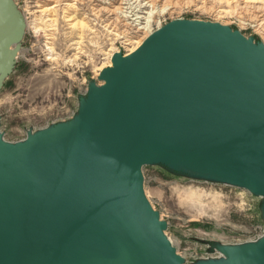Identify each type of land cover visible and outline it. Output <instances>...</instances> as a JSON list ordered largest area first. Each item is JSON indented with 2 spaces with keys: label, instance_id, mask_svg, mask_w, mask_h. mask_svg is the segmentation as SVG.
<instances>
[{
  "label": "water",
  "instance_id": "water-1",
  "mask_svg": "<svg viewBox=\"0 0 264 264\" xmlns=\"http://www.w3.org/2000/svg\"><path fill=\"white\" fill-rule=\"evenodd\" d=\"M22 31L0 0V85ZM112 60L72 118L14 142L0 121V264H264V44L177 18ZM153 162L250 192L259 233L180 252L145 189Z\"/></svg>",
  "mask_w": 264,
  "mask_h": 264
},
{
  "label": "rangeland",
  "instance_id": "rangeland-1",
  "mask_svg": "<svg viewBox=\"0 0 264 264\" xmlns=\"http://www.w3.org/2000/svg\"><path fill=\"white\" fill-rule=\"evenodd\" d=\"M11 1L23 31L0 85L1 137L10 142L31 125L72 118L87 92L103 84L114 54L130 53L171 20L218 22L264 44V0ZM159 163L144 168L145 189L180 252L200 251V239L254 238L251 229L263 219L250 192L173 174Z\"/></svg>",
  "mask_w": 264,
  "mask_h": 264
},
{
  "label": "built area",
  "instance_id": "built-area-1",
  "mask_svg": "<svg viewBox=\"0 0 264 264\" xmlns=\"http://www.w3.org/2000/svg\"><path fill=\"white\" fill-rule=\"evenodd\" d=\"M251 231H253L254 233H259V231H260V227L258 226V225H255L252 229H251ZM256 234H254V235H256Z\"/></svg>",
  "mask_w": 264,
  "mask_h": 264
},
{
  "label": "bare ground",
  "instance_id": "bare-ground-1",
  "mask_svg": "<svg viewBox=\"0 0 264 264\" xmlns=\"http://www.w3.org/2000/svg\"><path fill=\"white\" fill-rule=\"evenodd\" d=\"M73 17V16H72ZM142 43V42H141ZM140 41H138V44H137V46H135L134 48H132L131 50H130V53L131 52H133V51H135L139 46H140Z\"/></svg>",
  "mask_w": 264,
  "mask_h": 264
},
{
  "label": "crops",
  "instance_id": "crops-1",
  "mask_svg": "<svg viewBox=\"0 0 264 264\" xmlns=\"http://www.w3.org/2000/svg\"><path fill=\"white\" fill-rule=\"evenodd\" d=\"M194 254H196V252H193V253L191 252V255H194Z\"/></svg>",
  "mask_w": 264,
  "mask_h": 264
}]
</instances>
